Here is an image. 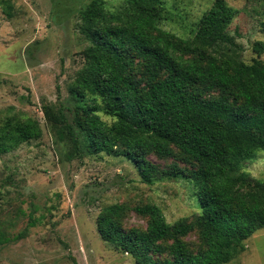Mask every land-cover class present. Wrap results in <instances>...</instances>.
Segmentation results:
<instances>
[{
	"label": "trees",
	"instance_id": "trees-1",
	"mask_svg": "<svg viewBox=\"0 0 264 264\" xmlns=\"http://www.w3.org/2000/svg\"><path fill=\"white\" fill-rule=\"evenodd\" d=\"M238 13L214 0L185 38L163 27L161 0H126L115 11L89 0L80 9L88 45L71 85L73 121L43 106L59 140L67 137L77 155L131 159L147 183L160 171L150 154L177 157L190 165L200 200L197 218L173 223L157 205H137L145 229L123 227V205L103 209L101 237L137 264H221L264 226V180L241 166L264 150V62L213 53ZM254 48L264 52V42ZM41 135L38 120L9 116L0 123V155ZM196 229L193 248L185 237Z\"/></svg>",
	"mask_w": 264,
	"mask_h": 264
},
{
	"label": "rangeland",
	"instance_id": "rangeland-1",
	"mask_svg": "<svg viewBox=\"0 0 264 264\" xmlns=\"http://www.w3.org/2000/svg\"><path fill=\"white\" fill-rule=\"evenodd\" d=\"M161 1L168 15L163 27L185 38L214 2ZM226 1L239 13L228 26L227 41L213 53L226 52L248 64L264 62V52L254 48L255 42H264V0ZM88 2L0 0V123L9 116L32 117L42 128L39 138L0 155V264H137L101 237L97 219L103 209L123 205L126 229L147 226L137 205H157L170 223L201 214L191 167L181 159L150 154L160 171L147 183L133 160L105 152L77 155L70 140H59L52 128L44 105L73 121L71 85L88 45L80 32V9ZM103 2L115 11L126 0ZM241 166L264 180V150ZM185 240L198 247V230ZM243 245L221 264H264V226Z\"/></svg>",
	"mask_w": 264,
	"mask_h": 264
}]
</instances>
